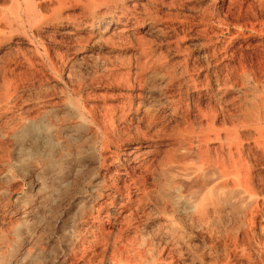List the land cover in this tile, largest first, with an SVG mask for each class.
Masks as SVG:
<instances>
[{
    "label": "rangeland",
    "instance_id": "rangeland-1",
    "mask_svg": "<svg viewBox=\"0 0 264 264\" xmlns=\"http://www.w3.org/2000/svg\"><path fill=\"white\" fill-rule=\"evenodd\" d=\"M99 4L101 3L98 0H0V143L2 142L3 145L0 144V245L2 246L0 253H5L7 250L5 254L1 253L0 264H86L89 260L88 257L91 258L92 254H87L86 260H80L82 253L80 248L86 243L88 244L95 236L100 235L99 232H96V227L102 230L112 229L115 233L124 229L116 236H121L124 240H136V243L140 241L138 244L135 243L136 248L134 249L137 250L136 253L141 252V254L137 253L136 260L140 262L137 264H163L166 259V264L168 261L171 262V259L173 262L169 264H216L217 262L218 264H241V262L242 264L252 262V264L258 262V264H264V259L260 258L254 244L252 247L254 251L251 249V254L254 256L250 263L230 254L229 250H231L230 246L233 241L231 238H236L238 233V225H236V223L238 224V214L233 213L231 208H221L222 204L219 205L221 207L215 204L216 208L210 206L209 211L212 212H209L210 220L203 217V211L195 210L196 200L189 199V195V198L187 197L186 188L183 187L178 193L170 191L174 180L179 179L180 182L182 178L181 181H183L180 183H184L185 179L182 177L184 171L181 172L180 169L185 170V167H183V163L179 164L178 161L176 163L175 160L173 162L172 159L163 157L169 147L160 145L157 152L154 153L152 158L154 160L148 158L145 164L148 166L139 172L130 169L128 164L124 163L123 158L128 149L148 142L147 138L154 135L156 130L160 133L166 131L163 132L165 135L169 134L174 137L182 130V127H190L188 124L192 119L190 115L187 116L185 111L187 105L190 106V111H193L194 105H197V102L194 101H198V95L192 93V89L183 83L186 82V78H177L173 83L164 81L169 80L166 76L167 73L172 74L173 72V69L169 67L170 62L176 64L179 61L176 51L170 48L180 45L182 50L187 51V55H189L187 57L191 62L190 66H192V62L196 61L202 66L207 64L206 53L213 49L211 42L218 48L228 46V50L232 49V51L243 48L247 57L250 54L251 56L255 55L254 50L264 42V29H262L264 28V0H166L164 5L161 6V3H158L147 11L142 7H138L137 10L132 8V12L127 15L129 18L137 15L140 17L152 15L160 19L158 27L143 29V32L145 31L144 38L155 43L154 47L159 51L164 50V55L166 52L165 56L168 57L164 61L167 62L168 67L165 63L163 67L155 65L147 68L139 78L141 80L135 81L134 78L128 76L134 66L133 64L132 66L128 65L125 50L113 51L111 46L108 47L100 42L88 49L89 52L92 51V56L88 53L79 54L76 57L70 55L69 51L74 48L76 38L92 33L89 28L83 30L78 25L74 27L70 24L76 21L77 24L83 23L90 16L97 15L99 11L105 9V6L101 4L99 7ZM92 5L100 9L94 8L95 10L92 11L93 8L90 7ZM45 9L47 10L44 11ZM249 9L250 11H248ZM76 13H78L77 16H75ZM84 14L86 15L84 16ZM60 16L64 20L59 21ZM163 22L167 24L166 27L165 24H162ZM252 23L255 30L245 28ZM111 29H114V26ZM75 33L76 37L73 36ZM131 41L135 44L134 40ZM61 57H68V62H61L63 60ZM204 71L206 74L208 71L206 67ZM216 71H218L217 67H209V74L212 78L210 79V90L203 93L204 98L200 102L203 109H209L210 104L217 105L211 97L213 90L217 87ZM163 77L165 78L163 79ZM263 92L257 93L259 95L256 97L258 103V98L262 97V94L264 99ZM230 93L227 99H230L231 96V98L236 97L238 105H244V108L247 107L245 106L247 104L250 107L249 102L251 99L254 100L251 92H247L246 96L238 93V95L236 93L230 95ZM129 95L135 96H132L135 105L139 102L137 112L129 109ZM3 97L5 100L9 98L10 103L5 102L4 99L1 100ZM174 99L178 101L179 108L176 111H174ZM6 103H9V107L6 106ZM113 108L124 112L126 123H119L116 117L111 119ZM143 119L147 122L145 123ZM36 125H39L37 126L40 127L39 131L32 128ZM137 127L141 134L137 137L139 139L134 135ZM162 127L165 129L163 128V130ZM179 127L181 128L178 132ZM106 129H109L108 133ZM174 130L176 131L173 132ZM127 133L132 137L128 140L129 142L126 140L130 137ZM142 133L145 135L143 136ZM119 138L120 140L117 141ZM116 142L122 143H117V145ZM65 148L68 151L67 154H65ZM110 151L113 152V155ZM168 160L170 161L169 165ZM135 171L136 173H134ZM178 171L180 174H176L180 177L176 174L173 176L172 173ZM140 172L141 174H139ZM112 173L115 174L112 175ZM127 174L128 177H126ZM140 175L142 177L138 178ZM108 179L111 181L109 182ZM123 182L126 184L124 185ZM174 182L177 185L180 184L177 183V180ZM115 185L119 188L112 189ZM105 187L107 188L105 189ZM125 187L126 189H124ZM142 188L144 192L146 190L156 191H154L155 193L153 191L144 193ZM166 191H170V194ZM165 193L168 196L173 193L176 203L179 202L177 203L179 208L176 207V203L174 205L173 202L166 199L168 196ZM129 195L133 199L132 206L128 203ZM98 196L101 197L98 198ZM111 202L113 204H110ZM163 202H166V205ZM170 203L173 205L170 206ZM184 206L186 209L188 208L187 211L183 210ZM112 210L114 211L112 212ZM172 210L175 211L173 214H171ZM129 213L130 215H128ZM190 214L191 216H189ZM217 214H221V218ZM133 217L135 218L133 219ZM195 218L198 223L194 220ZM213 220L215 223L212 222L210 225ZM219 220L224 225L221 223L219 226ZM127 227L130 228L126 229ZM226 228L229 230L227 231ZM215 230L219 231L218 234ZM260 231L258 228L259 237L262 236L261 239L264 240ZM227 233L232 234L228 235ZM78 238L81 240L79 241ZM8 242L10 243L8 244ZM226 243L227 245H225ZM228 248L229 250H227ZM100 252L98 248L96 253ZM221 255H223L224 262H220L223 261L220 259Z\"/></svg>",
    "mask_w": 264,
    "mask_h": 264
},
{
    "label": "bare ground",
    "instance_id": "bare-ground-1",
    "mask_svg": "<svg viewBox=\"0 0 264 264\" xmlns=\"http://www.w3.org/2000/svg\"><path fill=\"white\" fill-rule=\"evenodd\" d=\"M103 6H105L104 10H101L97 13V15L90 16L86 22L83 23H76L73 22L72 26L78 25L81 27L80 29H87L89 28L92 30V33H89L87 36L83 37L79 36L76 38L74 48L69 51L73 57L78 56L79 54H90L92 56V51H88L92 46L101 43L106 44L108 47L111 46V49L114 50H125L128 65L133 64L134 68L133 70H130V73L128 76L131 78H134L135 80H141L139 79L141 75L147 70V68L154 67L155 65L159 67H163V65H167V62H164L167 60L168 57L167 53L165 52V55L163 53L164 50L159 51L154 47L153 42L147 41L144 37L145 34L143 32V29L146 27H158L159 20L157 16H132V18L127 17L128 13L132 12L131 9L134 8V10H137L138 7H142L144 10H149L151 7L156 6L158 3H161L164 5L166 0H98ZM146 1V2H144ZM176 1V0H175ZM178 1V0H177ZM180 1V0H179ZM182 1V0H181ZM187 1V0H185ZM207 1V0H206ZM257 1V0H256ZM259 1V0H258ZM261 3V2H260ZM95 4V2H94ZM93 4V5H94ZM99 4V7L100 5ZM256 4V3H255ZM51 5V4H49ZM92 7L93 10H97L98 8ZM96 5V4H95ZM98 5V4H97ZM229 5V4H228ZM242 5V4H241ZM101 6V7H103ZM252 6V5H251ZM263 6V4H262ZM49 7V6H47ZM243 7V6H242ZM250 7V6H249ZM51 8V7H50ZM84 8V7H83ZM95 8V9H94ZM230 8V7H229ZM264 8V7H263ZM49 9V8H48ZM100 9V8H99ZM139 9V8H138ZM189 9V8H188ZM255 9V8H254ZM252 9V10H254ZM45 9L44 11H46ZM50 10V9H49ZM52 10V9H51ZM54 10V9H53ZM87 10V9H85ZM240 10V9H239ZM243 10V8H242ZM241 10V11H242ZM230 11V10H229ZM228 11V13H229ZM250 11V9L248 10ZM256 11V10H255ZM90 12V11H88ZM155 12V11H154ZM161 12V11H160ZM257 12V11H256ZM80 13V12H79ZM84 13V12H83ZM91 13V12H90ZM165 13V12H164ZM70 14V13H69ZM75 14V13H74ZM78 13H76L75 16H77ZM87 14V13H86ZM84 14V16L86 15ZM252 14V12H251ZM254 14V13H253ZM256 14V13H255ZM258 14V13H257ZM35 15V14H34ZM62 15V14H61ZM120 15V16H119ZM145 15V14H143ZM73 16V15H72ZM250 16V15H249ZM252 16V15H251ZM255 16V15H254ZM72 18L71 16H68ZM74 17V16H73ZM80 17V16H78ZM256 17V16H255ZM254 17V18H255ZM260 17V15H259ZM77 18V17H76ZM250 18V17H249ZM86 19V18H85ZM64 20L61 16L59 17V21ZM73 20V19H72ZM75 20V19H74ZM73 20V21H74ZM82 20V19H81ZM252 20V19H251ZM45 21V20H44ZM43 21V22H44ZM85 21V20H84ZM252 22V21H250ZM264 22V21H263ZM42 23V21H41ZM53 23V22H52ZM248 23V22H247ZM48 24V23H47ZM66 24V23H65ZM165 24L164 22L162 23ZM40 25V24H39ZM161 25V24H160ZM167 24H165L166 27ZM247 25V24H246ZM254 24H250V26H245L246 29L255 30L256 28L253 26ZM258 25V24H257ZM77 26V27H78ZM114 26V29H111V27ZM42 27V26H41ZM260 27V26H259ZM2 28V27H1ZM244 28V27H243ZM77 29V28H76ZM79 29V30H80ZM261 29V28H260ZM264 29V28H262ZM164 30V29H163ZM176 30V29H175ZM264 33V32H263ZM261 34V33H260ZM258 34V35H260ZM66 35V34H65ZM68 35V34H67ZM71 35V34H70ZM76 33L73 35L75 36ZM213 35V34H212ZM262 35V34H261ZM53 36V35H52ZM76 37V36H75ZM53 38V37H52ZM74 39V38H73ZM131 40L135 41V44ZM243 40V39H242ZM263 40V39H261ZM211 41H213L211 39ZM231 42V41H230ZM229 42V43H230ZM262 42V41H260ZM65 43V42H64ZM210 43V42H209ZM212 48L208 51V62L207 64L203 65L199 62H192V66H190L189 58L187 56V51L182 50L181 47L177 45V47H173L170 49H173L178 54V62L176 64H173V62H170L169 67L173 69L172 74L167 73L169 81L172 82L177 78H186L183 83H186L189 87V89H192V93H196L198 95V101H194L197 105H194L193 111H190V106L187 105V116H191V121L189 122L188 126L190 127H182V130H180L181 127L178 128V132H180L176 135L175 138L172 135H165L162 131L161 134L159 131L156 130L154 135H151L147 138L145 144L139 145L134 148L128 149V151L124 154V163H127L130 169L139 170L144 169V167L148 166L146 160L152 159L154 156V153L157 152V148L161 146L169 147V150H166L165 155L163 157L172 159L173 162L175 160L178 161L179 164H184L183 167H185V170L180 169L181 172L184 171L183 178L185 179L184 183L180 179H176L180 184H176V180L173 181V186L170 188V191L178 193L181 189L186 188L187 190L185 193L189 199L194 198L195 201V210H201L203 211V217L210 219V213H212L210 210L211 207H215V204L218 206L222 204L221 208H231L233 213L238 214L237 216V222L236 223L238 233L236 238L233 239L231 243V250L229 248L227 250L231 251L230 254H233V256L239 257L242 259L247 260V262H251L252 256V247L253 244L256 247V251H258V254H260V258L264 259V240L261 239L262 236L259 237L258 234V228H260V232L264 236V99L263 94L262 97L258 98L259 103L257 102V98L259 95L257 93H260V91H264V42L261 44L260 47H257L256 50H254L253 56L250 54V58L246 56V53L243 48L237 51L228 50V46L225 48H218L214 46L213 42H211ZM215 43V42H214ZM258 43V42H257ZM69 44V43H68ZM158 45V44H157ZM206 45V44H205ZM258 45V44H257ZM248 46V45H247ZM255 46V45H254ZM105 47V46H104ZM169 47V46H168ZM172 47V46H170ZM208 47V46H207ZM211 47V46H210ZM221 47V46H220ZM231 47V46H230ZM239 48V46H237ZM244 47V46H243ZM253 47V46H252ZM256 47V46H255ZM32 48V47H30ZM183 48V47H182ZM247 48V47H246ZM53 49V48H52ZM160 49V48H159ZM169 49V50H170ZM245 49V48H244ZM208 50V49H207ZM236 50V49H235ZM35 51V49H34ZM168 51V50H167ZM171 51V50H170ZM169 51V52H170ZM247 51V50H246ZM252 52V51H251ZM118 53V52H117ZM205 53V52H204ZM248 53V52H247ZM250 53V52H249ZM92 54V55H91ZM205 54V55H206ZM60 55V54H59ZM170 55V54H169ZM62 56V55H61ZM96 56V55H95ZM54 58V57H53ZM62 58V57H61ZM41 59V58H39ZM63 59V60H62ZM61 62H68V57H63ZM111 59V58H110ZM109 59V60H110ZM121 59V58H120ZM56 60V59H55ZM125 60V59H124ZM60 61V60H59ZM126 61V60H125ZM173 61V60H172ZM177 61V60H176ZM175 61V62H176ZM80 62V61H79ZM90 62V61H89ZM169 62V61H168ZM83 63V62H82ZM206 63V62H205ZM91 64V63H90ZM127 65V66H128ZM217 67L218 71H216V83L217 87L212 92V99L214 100L217 105H209V109L206 110L203 109V107L200 105V102L204 98V92H208L210 90V79L212 78L209 74V67ZM158 67V68H159ZM208 70L206 71V74L204 73V69ZM3 68V67H2ZM131 67H129L130 69ZM4 69V68H3ZM7 70V68H5ZM132 69V68H131ZM156 69V68H155ZM161 69V68H160ZM158 70V69H156ZM166 70V69H165ZM214 71L213 69H211ZM5 71V70H4ZM10 71V70H9ZM128 71V70H127ZM162 71V70H161ZM170 71V69H169ZM6 72V71H5ZM70 72V71H69ZM155 72V71H154ZM159 72V71H158ZM166 72V71H165ZM171 72V71H170ZM28 73V72H27ZM72 73V72H71ZM163 73V72H162ZM214 73V72H213ZM149 74V72H148ZM160 74V72H159ZM158 74V75H159ZM164 74V73H163ZM92 75V74H91ZM152 75V74H150ZM156 75V73H155ZM157 75V76H158ZM213 75V74H212ZM6 76V75H5ZM146 76V75H144ZM143 76V77H144ZM154 76V75H153ZM162 76V75H161ZM159 76L160 78H162ZM127 77V75H126ZM148 77V76H147ZM150 77V76H149ZM155 77V76H154ZM128 78V77H127ZM126 78V79H127ZM153 78V77H152ZM165 77H163L164 79ZM9 79V78H8ZM129 79V78H128ZM133 80V79H132ZM215 80V79H214ZM128 81V80H127ZM183 81V80H182ZM130 82V79H129ZM168 82V83H169ZM135 83V82H134ZM138 83V82H136ZM141 83V82H139ZM138 83V84H139ZM167 83V84H168ZM215 83V84H216ZM181 85V83H179ZM214 84V85H215ZM77 85V84H76ZM171 85V84H170ZM174 85V84H173ZM26 86V85H25ZM178 86V85H177ZM185 86V85H184ZM173 88V87H172ZM187 90V89H186ZM178 92V91H177ZM180 92V91H179ZM183 92V91H182ZM229 92L231 93H238L239 95H247V92H251L253 97V101L249 102L250 107L247 105V107H243L241 105H238L237 98H228ZM174 93V92H173ZM230 93V95H231ZM264 93V92H263ZM139 94V93H138ZM237 94V95H238ZM250 94V93H248ZM135 95V94H133ZM129 95L128 101H129V109L134 110L135 112L138 111L139 102L135 105L132 100V96ZM137 95V94H136ZM208 95V94H207ZM257 95V96H256ZM141 96V95H139ZM138 96V97H139ZM143 96V95H142ZM167 96V95H166ZM244 96V97H245ZM135 97V96H133ZM206 97V96H205ZM5 97H3L1 100H3ZM142 98V97H140ZM144 98V97H143ZM243 98V97H242ZM247 98V97H246ZM250 98V97H249ZM137 99V98H136ZM173 99V98H172ZM240 99V98H239ZM5 100V99H4ZM9 100V98H8ZM8 100H5L7 102ZM132 100V101H131ZM169 100V98H168ZM139 101V99H138ZM9 102V101H8ZM143 102V101H142ZM173 102V101H172ZM210 102V101H209ZM10 103V102H9ZM9 103H6V106H8ZM128 103V102H127ZM178 101L174 99L173 105H174V111H176L179 107L177 105ZM193 103V101H192ZM194 103V104H195ZM243 103V102H242ZM241 103V104H242ZM170 104V103H169ZM246 104V103H245ZM192 105V104H191ZM5 106V108H6ZM9 107V106H8ZM169 107V106H168ZM193 108V106H192ZM8 109V108H7ZM113 114L111 119H114L116 117L117 121L119 123H126L127 120L125 119L124 112L118 108H113ZM126 109V108H125ZM171 109V108H170ZM173 110V109H172ZM4 111H6L4 109ZM128 111V110H127ZM140 112V111H139ZM110 113V112H109ZM112 113V112H111ZM134 113V112H133ZM144 113V112H143ZM148 112L146 111V114ZM145 114V116H146ZM13 115V114H12ZM11 115V116H12ZM134 115V114H133ZM5 116V115H4ZM144 116V115H143ZM186 116V117H187ZM10 117V116H9ZM135 117V116H134ZM133 117V119H134ZM140 117V116H139ZM142 117V116H141ZM147 117V116H146ZM145 117V118H146ZM137 118V116H136ZM149 118V117H148ZM153 118V117H151ZM7 119V118H6ZM115 119V120H116ZM137 120V119H136ZM150 120V119H149ZM189 120V119H188ZM111 121V120H110ZM144 121V119H143ZM152 121V119L150 120ZM54 122V121H53ZM115 122V121H114ZM112 122V123H114ZM145 122V121H144ZM147 122V121H146ZM145 122V123H146ZM10 123V122H9ZM111 123V124H112ZM138 123V121H137ZM151 123V122H150ZM117 124V123H116ZM129 124V123H128ZM149 124V123H148ZM153 124V123H152ZM114 125V124H113ZM124 125V124H123ZM123 125H121L123 127ZM39 125H36V127H32L35 129V131H39L40 127H37ZM119 126V125H118ZM117 126V127H118ZM135 126V125H134ZM139 126V125H138ZM150 126V125H149ZM110 127V125H109ZM113 128V127H112ZM119 128V127H118ZM125 128V127H124ZM123 128V130H124ZM130 128V127H129ZM147 128V127H145ZM158 128V127H157ZM164 127H162L163 129ZM169 128V127H168ZM173 128V127H172ZM175 128V127H174ZM177 128V127H176ZM116 129V128H115ZM126 129V128H125ZM154 129V128H153ZM161 129V130H162ZM165 129V128H164ZM163 129V130H164ZM109 129H106V131ZM114 130V129H113ZM128 130V128H127ZM143 130V129H142ZM159 130V129H158ZM171 130V128H169ZM105 131V132H106ZM111 131V128H110ZM115 131V130H114ZM113 131V132H114ZM125 131V130H124ZM153 131V130H152ZM155 131V129H154ZM174 130L173 132H175ZM104 132V133H105ZM121 132V131H120ZM130 132V131H129ZM135 132V129H134ZM143 132V131H141ZM170 132V133H173ZM26 133H28L26 131ZM68 133V132H67ZM108 133V131H107ZM116 133V131H115ZM123 133V132H122ZM121 133V134H122ZM131 133V132H130ZM133 133V131H132ZM146 133V131H145ZM154 133V132H153ZM25 134V133H24ZM23 134V135H24ZM111 134V132H110ZM120 134V133H119ZM125 134V132H124ZM123 134V135H124ZM129 134V133H127ZM126 134V135H127ZM140 134L139 128H136L135 132V138L138 137ZM160 134V135H159ZM22 135V136H23ZM108 135V134H107ZM106 135V136H107ZM115 135V134H114ZM121 135V136H123ZM141 135V134H140ZM139 135V136H140ZM144 136L145 134L142 133ZM162 135V136H161ZM20 136V135H19ZM111 136V135H110ZM130 136V134H129ZM133 136V134H132ZM55 137V136H54ZM117 137V136H116ZM120 137V136H119ZM127 137V136H126ZM121 138V137H120ZM117 139L118 140H120ZM132 137L126 138L127 142ZM134 138V137H133ZM146 138V136H145ZM57 139V138H56ZM55 139V140H56ZM60 139V137H59ZM107 139V138H106ZM139 139V138H137ZM141 139V138H140ZM109 140V139H108ZM112 140V139H110ZM123 140V137H122ZM48 141V140H47ZM54 141V139H53ZM107 141V140H106ZM105 141V142H106ZM138 141V140H136ZM143 141V140H142ZM50 142V141H49ZM48 142V143H49ZM57 142V140H56ZM111 142V141H109ZM125 142V139H124ZM131 142V141H130ZM58 143V142H57ZM115 143V142H114ZM113 143V144H114ZM121 144L122 142H116V144ZM2 145V142L0 143ZM52 144V143H51ZM106 144V143H105ZM109 144V143H108ZM111 144V145H113ZM116 144H114L116 146ZM117 144V145H118ZM3 146V145H2ZM6 147V146H5ZM107 147V146H106ZM118 147V146H117ZM3 148V147H2ZM108 148V147H107ZM73 149V148H72ZM111 149V148H110ZM127 149V148H126ZM70 150V149H69ZM64 152V149L62 150ZM79 151V150H78ZM77 151V152H78ZM124 151V150H123ZM159 151V150H158ZM161 151V150H160ZM42 152V150H41ZM60 152V151H59ZM72 152V151H71ZM116 152V151H115ZM43 153V152H42ZM58 153V152H57ZM68 151H66L65 148V154H67ZM70 153V152H69ZM107 153V151H105ZM111 153V151H110ZM113 153V152H112ZM111 153V154H112ZM50 154V152H49ZM48 154V155H49ZM60 154V153H59ZM65 154H62L63 156ZM73 154V153H72ZM162 154V153H160ZM113 155V154H112ZM121 155V153H120ZM117 156V155H116ZM114 156V157H116ZM122 156V155H121ZM159 156V155H158ZM49 157V156H48ZM59 157V156H58ZM67 157V156H66ZM113 157V158H114ZM160 157V156H159ZM162 157V158H163ZM109 158V157H108ZM121 158V157H120ZM119 158V159H120ZM161 158V159H162ZM115 159V158H114ZM158 159V158H156ZM160 159V158H159ZM105 160V159H104ZM107 160V159H106ZM109 160V159H108ZM107 160V161H108ZM112 160V159H111ZM154 159H152L153 161ZM164 160V158H163ZM167 160V159H166ZM123 161V160H122ZM161 161V160H160ZM165 161V160H164ZM169 161V160H168ZM60 162V161H59ZM97 162V161H96ZM158 162V161H157ZM167 162V161H166ZM107 163V162H106ZM111 163V162H109ZM149 163V160H148ZM151 163V161H150ZM172 163V161H171ZM177 163V162H176ZM92 164V163H91ZM94 164V163H93ZM158 164V163H157ZM170 164V161L168 165ZM110 165V164H109ZM150 165V164H149ZM160 165V164H159ZM165 165V164H163ZM161 165V166H163ZM172 165V164H171ZM170 165V166H171ZM177 165V164H176ZM175 165V166H176ZM108 167V166H106ZM114 167V166H113ZM156 167V166H155ZM178 167V166H177ZM164 168V166H163ZM171 168V167H169ZM179 168V167H178ZM182 168V167H181ZM81 169V168H80ZM110 169V168H109ZM149 169V168H148ZM156 169V168H155ZM154 169V170H155ZM166 169V168H165ZM172 169V168H171ZM111 170V169H110ZM126 170V169H125ZM146 171H150L145 169ZM153 170V166H152ZM151 170V171H152ZM168 170V169H167ZM166 170V171H167ZM179 170V169H177ZM176 170V171H177ZM130 171V170H129ZM164 171V170H163ZM120 172V171H119ZM125 172V171H124ZM123 172V173H124ZM133 172V171H131ZM178 172L172 173L174 174H180ZM117 173V172H116ZM136 173V171L134 172ZM147 173V172H146ZM168 173V171H167ZM115 173H112V175ZM141 174V172L139 173ZM176 174V175H177ZM118 175V173H117ZM122 175V174H120ZM134 175V174H133ZM145 175V174H144ZM164 175V174H163ZM175 175V176H176ZM105 176V175H104ZM111 176V173H110ZM115 176V175H114ZM113 176V177H114ZM124 176V175H123ZM132 176V175H131ZM130 176V177H131ZM137 176V175H136ZM153 176V175H152ZM172 176V175H171ZM179 176V175H177ZM128 177V174L127 176ZM141 178L142 176H138V178ZM155 177V175H154ZM180 177V176H179ZM119 178V177H118ZM117 178V179H118ZM133 178V177H132ZM136 178V177H135ZM151 178V177H150ZM103 179H106L103 177ZM146 179V178H145ZM153 179V178H152ZM174 179V178H173ZM73 180V179H72ZM80 180V179H79ZM109 180V179H108ZM116 180V178H115ZM132 180V179H130ZM129 180V181H130ZM136 180V179H134ZM106 181V180H105ZM111 180H109L110 182ZM127 181V180H126ZM138 181V180H137ZM147 181V180H146ZM150 181V180H149ZM152 181V180H151ZM78 182V181H77ZM117 182V181H115ZM141 182V181H140ZM171 182V181H170ZM64 183V182H63ZM103 183V182H102ZM107 183V181L105 182ZM122 183V181H121ZM124 183V182H123ZM130 183V182H129ZM138 183V182H137ZM148 183V182H147ZM79 184V183H78ZM126 183H124L125 185ZM128 184V182H127ZM139 184V183H138ZM146 184V183H145ZM176 184V185H175ZM184 184V185H183ZM81 185V184H80ZM105 185V184H104ZM109 185V184H108ZM144 185V184H143ZM183 185V186H182ZM110 186V185H109ZM132 186V185H131ZM136 186V185H135ZM182 186V187H181ZM76 187V186H75ZM128 187V186H127ZM144 187V186H143ZM150 187V186H149ZM168 187V186H167ZM107 187H105L106 189ZM119 187L113 186L112 189H116ZM122 188V187H121ZM148 188V187H147ZM126 189V187L124 188ZM143 189V188H142ZM146 189V188H145ZM150 189V188H148ZM156 189V188H155ZM164 189V188H162ZM166 189V188H165ZM1 190V189H0ZM60 190V189H59ZM133 190V189H132ZM140 190V189H138ZM167 190V189H166ZM169 190V189H168ZM66 191V190H65ZM147 191H153V190H146ZM156 191V190H154ZM153 191V192H154ZM165 191V190H164ZM166 191V192H170ZM144 192V189H143ZM144 192V193H145ZM162 192V191H161ZM184 192V191H183ZM70 193V192H69ZM110 193V192H109ZM141 193V192H140ZM152 193V192H151ZM155 193V192H154ZM157 193V192H156ZM108 194V193H107ZM112 194V193H111ZM114 194V193H113ZM112 194V195H113ZM121 194V193H120ZM128 194V193H127ZM130 194V193H129ZM143 194V193H142ZM150 194V193H149ZM148 194V195H149ZM153 194V193H152ZM166 194V193H165ZM170 194V193H169ZM183 194V193H182ZM73 195V194H72ZM71 195V196H72ZM131 195V194H130ZM127 198L129 201L128 203L132 206V198ZM155 196V194H153ZM167 195V194H166ZM176 195V194H175ZM184 196V198L186 197ZM126 196V195H125ZM128 196V195H127ZM137 196V195H136ZM142 196V195H141ZM146 196V195H145ZM152 196V195H151ZM168 196V195H167ZM173 193L168 196V200L171 202L176 203L175 198L173 197ZM178 196V195H177ZM101 196H98V198ZM139 197V196H138ZM150 197V196H149ZM148 197V198H149ZM153 197V196H152ZM157 197V195H156ZM180 197V194H179ZM111 198V197H110ZM114 198V197H113ZM140 198V197H139ZM143 198V197H142ZM141 198V199H142ZM147 198V197H146ZM155 198V197H153ZM162 198V197H161ZM160 198V199H161ZM187 198V199H188ZM152 199V198H151ZM164 199V200H166ZM176 199H178L176 197ZM180 199V198H179ZM188 199V200H189ZM105 200V199H104ZM115 200V199H114ZM117 200V199H116ZM125 200V199H124ZM123 200V201H124ZM136 200V199H135ZM138 200V199H137ZM144 200V199H142ZM149 200V199H148ZM155 200V199H154ZM163 200V199H161ZM167 200V201H168ZM182 200V199H181ZM186 200V199H185ZM187 200V201H188ZM193 200V199H192ZM108 201V200H107ZM118 201V200H117ZM150 201V200H149ZM158 201V200H157ZM179 201V200H178ZM194 201V200H193ZM104 202V201H103ZM113 202V201H112ZM110 204H113V203ZM120 202V201H119ZM190 202V201H189ZM192 202V201H191ZM190 202V203H191ZM115 203V202H114ZM117 203V202H116ZM164 203V202H163ZM161 203V204H163ZM166 203V202H165ZM164 203V204H165ZM179 203V202H177ZM176 203V204H177ZM189 203V204H190ZM102 204V203H101ZM122 204V203H121ZM171 204V203H170ZM194 204V203H193ZM192 204V207H193ZM105 205V204H104ZM120 205V203H119ZM166 205V204H165ZM171 204L170 206H172ZM169 206V207H170ZM63 207V206H62ZM129 207V206H128ZM164 207V206H163ZM162 207V208H163ZM166 207V206H165ZM174 207V206H173ZM178 207V204L177 206ZM191 207V208H192ZM218 207V208H219ZM6 208V207H5ZM4 208V209H5ZM168 208V207H167ZM179 208V207H178ZM183 208V207H182ZM216 208V207H215ZM136 209V207H135ZM172 209V207H171ZM176 209V208H175ZM188 209V208H187ZM184 206L183 210H186ZM9 210V209H8ZM110 210V209H109ZM126 210V209H125ZM131 210V209H130ZM134 210V209H133ZM163 210V209H162ZM166 210V209H165ZM170 211V208L168 209ZM194 210V209H192ZM194 210V211H195ZM98 211V210H97ZM114 210H112L113 212ZM137 211V210H136ZM142 211V210H141ZM191 211V210H190ZM216 211V210H215ZM140 212V210H139ZM168 213V211H166ZM164 212V213H166ZM175 212L172 210L171 214ZM177 212V211H176ZM179 212V211H178ZM196 212V211H195ZM194 212V213H195ZM239 212V213H238ZM3 213V212H2ZM110 213V212H109ZM116 213V212H115ZM114 213V215H116ZM126 213V212H125ZM128 213V212H127ZM131 213V212H130ZM130 213L128 215H130ZM138 213V212H137ZM187 213V212H186ZM217 213V212H216ZM221 213V212H220ZM1 214V213H0ZM169 214V213H168ZM192 214V213H191ZM191 214L189 216H191ZM105 215V214H104ZM166 215V214H165ZM196 216V214H194ZM198 215V214H197ZM218 215V214H217ZM221 215V214H220ZM218 215V216H220ZM20 216V215H19ZM120 216V215H118ZM127 216V215H126ZM137 216H139L137 214ZM136 216V217H137ZM169 216V215H168ZM200 216V215H199ZM93 217V216H92ZM124 217V215H123ZM171 217V216H170ZM194 217V216H193ZM202 217V216H201ZM202 217V218H203ZM224 217V216H223ZM96 218V217H95ZM102 218V217H101ZM119 218V217H118ZM125 218V217H124ZM132 218V216H131ZM135 217H133L134 219ZM192 218V217H191ZM200 218V217H199ZM216 218V217H215ZM221 218V216L219 217ZM236 218V217H235ZM218 219V218H216ZM225 219V218H224ZM12 220V219H11ZM197 220L196 218L194 219ZM194 220H192L194 222ZM200 220V219H199ZM227 220V219H226ZM225 220V221H226ZM88 221V220H86ZM131 221V219H130ZM137 221V220H136ZM190 221V222H192ZM205 221V220H204ZM203 221V223H204ZM207 221V220H206ZM220 221V220H219ZM92 222V221H91ZM90 222V223H91ZM125 222V221H124ZM127 222V221H126ZM132 222V221H131ZM192 222V223H193ZM198 223V221H196ZM201 222V221H200ZM210 222V221H209ZM213 221H211L210 225ZM227 222V221H226ZM111 223V222H110ZM122 223V222H121ZM128 223V222H127ZM130 223V222H129ZM134 223V222H133ZM195 223V222H194ZM202 223V222H201ZM215 223V222H214ZM221 221L219 226H221ZM232 223V222H230ZM99 224V223H98ZM107 224V223H106ZM105 224V225H106ZM206 224V223H205ZM209 224V223H208ZM207 224V225H208ZM223 224V223H222ZM229 224V223H228ZM113 225V224H112ZM111 225V226H112ZM197 225V224H196ZM203 225V224H202ZM206 225V227H207ZM215 225V224H214ZM224 225V224H223ZM234 225V226H236ZM90 226V225H88ZM231 226V225H230ZM233 226V225H232ZM82 227V226H81ZM99 227V226H98ZM108 227V226H107ZM133 227V226H132ZM213 227V226H212ZM216 227V225H215ZM105 228V227H104ZM130 227H127L126 229H129ZM209 228V227H208ZM214 228V227H213ZM223 228V226H222ZM221 228V229H222ZM7 229V228H6ZM119 229V228H117ZM137 229V228H136ZM211 229V228H210ZM227 231L229 230L226 228ZM235 229V228H234ZM236 229V230H237ZM81 230V229H80ZM87 230V229H85ZM84 230V231H85ZM97 230L96 232H99L100 235L95 236L88 244L80 249H82V253L80 256V260H84L87 256V254L91 255L92 257H88V262L86 264H137L140 263L137 262V252L134 250L136 247L135 245L136 240L130 241L125 239L123 237H118L116 234L122 233L124 229L119 230V233L113 232L112 229L108 230H102L100 228H95ZM135 230V229H134ZM213 230V229H211ZM219 230V229H218ZM223 230V229H222ZM233 231V229L231 228ZM83 231V230H82ZM88 231V230H87ZM126 231V230H125ZM216 231V230H215ZM231 231V232H232ZM86 232V231H85ZM94 232V230H92ZM217 234L219 231H216ZM223 232V231H222ZM230 232V231H229ZM235 232V230L233 231ZM260 233V234H261ZM78 234V233H77ZM76 234V235H77ZM84 234V233H83ZM91 234V233H90ZM124 234V233H123ZM131 234V233H130ZM140 234V233H139ZM221 234V233H220ZM228 234V233H227ZM232 234V233H231ZM228 234V235H231ZM136 235V233H135ZM138 235V234H137ZM189 235V234H188ZM216 235V234H215ZM128 236V235H127ZM78 237V236H77ZM136 237V236H135ZM134 237V238H135ZM140 237V236H139ZM228 237V236H227ZM84 238V237H82ZM90 238V236H89ZM92 238V237H91ZM127 238V237H126ZM138 238V237H137ZM5 239V238H4ZM2 239L4 242L5 240ZM76 239V238H75ZM132 239V238H131ZM136 239V238H135ZM228 239V238H227ZM7 240V239H6ZM9 240V239H8ZM77 240V239H76ZM75 240V241H76ZM79 240V238H78ZM81 240V239H80ZM79 240V241H80ZM138 241V239H137ZM7 242V241H6ZM195 242V241H194ZM224 242V241H222ZM10 242H8L9 244ZM82 243V242H81ZM84 243V242H83ZM136 243V244H135ZM228 243V242H227ZM227 243L225 245H227ZM5 244V243H4ZM18 244V243H17ZM78 244V243H77ZM82 245V244H81ZM203 245V244H202ZM224 245V244H223ZM4 246V245H3ZM162 246V245H161ZM0 247H2L0 245ZM5 247V246H4ZM3 247V248H4ZM7 247V246H6ZM223 247V246H221ZM227 247V246H226ZM100 249V253L97 254V249ZM146 248V247H144ZM224 248V247H223ZM252 249V250H251ZM255 249V248H254ZM3 250V249H2ZM203 250V249H202ZM222 250V249H221ZM224 250V249H223ZM226 250V248H225ZM7 251V250H6ZM5 251V253H6ZM192 251V250H191ZM254 251V250H253ZM11 252V251H10ZM8 252V253H10ZM75 252V250H74ZM2 253V252H1ZM0 253V255H2ZM4 253V254H5ZM7 253V254H8ZM77 253V252H76ZM79 253V251H78ZM11 254V253H10ZM141 254V252H140ZM157 254V253H156ZM155 254V256H156ZM225 254V253H224ZM256 254V253H255ZM15 255V254H14ZM79 255V254H78ZM227 255V254H225ZM11 256V255H10ZM9 256V257H10ZM2 257V256H1ZM14 257V256H13ZM223 255H221L222 259ZM225 257V256H224ZM230 257V256H229ZM4 258V256L2 257ZM7 258V257H6ZM226 258H228L226 256ZM234 258V257H233ZM232 258V259H233ZM11 259V258H10ZM75 259V258H74ZM78 259V258H77ZM149 259V258H148ZM225 259V258H224ZM231 259V260H232ZM260 259V260H261ZM3 260V259H2ZM68 260V259H67ZM73 260V259H72ZM86 260V259H85ZM159 260V259H158ZM167 260V259H166ZM165 260V261H166ZM223 260V259H222ZM7 261V259H6ZM6 261H4L6 263ZM74 261V260H73ZM161 261V260H160ZM164 261L163 264H166ZM173 262V260H170ZM206 261V260H205ZM219 261V260H217ZM227 261V260H225ZM235 261V260H233ZM237 261V260H236ZM239 261V260H238ZM254 261V260H252ZM12 262V261H11ZM10 262V263H11ZM38 262V261H37ZM79 262V261H78ZM162 262V261H161ZM168 261V264L171 263ZM220 262H224L220 261ZM263 262V261H262ZM2 263V262H1ZM40 263V262H38ZM176 263V262H175ZM240 263V262H239ZM253 263V262H252ZM250 263V264H252ZM257 263V262H256ZM259 263V262H258ZM257 263V264H258ZM34 264V263H33ZM70 264V263H69ZM84 264V263H83ZM156 264V263H154ZM182 264V263H181ZM218 264V262L216 263ZM225 264V263H224ZM228 264V263H227ZM235 264V263H234ZM237 264V263H236ZM242 264V262H241ZM263 264V263H262Z\"/></svg>",
    "mask_w": 264,
    "mask_h": 264
}]
</instances>
